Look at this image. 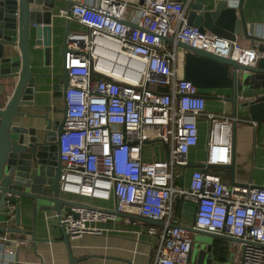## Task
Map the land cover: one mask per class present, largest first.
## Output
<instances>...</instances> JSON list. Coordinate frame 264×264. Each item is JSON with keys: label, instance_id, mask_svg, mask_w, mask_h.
I'll return each mask as SVG.
<instances>
[{"label": "built area", "instance_id": "1", "mask_svg": "<svg viewBox=\"0 0 264 264\" xmlns=\"http://www.w3.org/2000/svg\"><path fill=\"white\" fill-rule=\"evenodd\" d=\"M191 8L192 0H99L95 7L78 3L59 11L86 28L71 31L64 42L69 82L57 138L60 192L116 203L107 208L75 200L80 203L72 213L58 221L71 239L104 234L102 225L119 214L163 222L160 232L148 228L161 238L153 264H188L196 231L237 238L240 264H264V187L230 185L209 167L232 163L237 118L207 110L201 90L184 77L177 42L248 65L264 52L191 25ZM201 118L209 126L205 167L193 170L188 186L176 184L199 142ZM156 142L166 158L155 156ZM176 198L195 203L194 225L174 223ZM6 208L12 219L10 195ZM21 242L33 244L0 233V264L19 263Z\"/></svg>", "mask_w": 264, "mask_h": 264}, {"label": "crops", "instance_id": "2", "mask_svg": "<svg viewBox=\"0 0 264 264\" xmlns=\"http://www.w3.org/2000/svg\"><path fill=\"white\" fill-rule=\"evenodd\" d=\"M79 3L89 7H95L99 0H76ZM221 0H192L191 10L202 12L215 9L216 4ZM229 7L238 8L240 0H225ZM194 7V8H193ZM66 8L62 1H55V9L53 11V31L52 43L49 47L43 45H35L34 38L31 37V71L33 75H39L37 78V89L35 90L34 104L24 107V111L28 114L22 118V124L29 129L37 131V139L44 142L47 139L48 144L43 148V159L46 167L50 172H55L58 163V146L56 128L63 121L65 108L64 97L57 95L55 86L59 83L60 75L64 71V31L69 23L71 31H85L86 28L74 21H67L59 15V11ZM133 10L132 6L130 10ZM243 10L246 20L250 24L258 27L259 37L264 35V0H243ZM241 46L245 48L251 47V40L243 35L237 36ZM263 39V38H262ZM16 49V54L18 53ZM183 50L179 49L181 57ZM184 53V52H183ZM184 58V57H183ZM14 89V80L10 78H0V109L4 108ZM212 94L219 96H230L231 90H216ZM264 94L263 90H250L239 94V105L253 100L257 96ZM207 110L233 116L234 105L231 101L206 99ZM51 124L48 130L50 135L46 136V128ZM236 140L235 149H231V156H235V173L234 180L238 185L251 184L257 187H264V123H258L255 127L252 120L248 116L245 107H239L237 123H236ZM209 141V126L205 118L199 120V142L193 147L189 154V165L184 170V176L181 177L176 184L188 186L193 170L203 169L204 167L193 166L204 164L207 157V148ZM160 148V146H158ZM161 153L157 156L159 159L166 158V150L160 148ZM145 151L149 154V148ZM150 159L151 156H145ZM221 174L222 179L232 185V173L228 167L216 168ZM69 200L85 201L94 205L113 208L116 200L105 202L85 197H77L64 194ZM20 201L21 206V228L25 233L9 232L12 236L23 239L32 240V246L24 243L16 245L17 259L19 264H70V257L67 246L64 241L62 227L59 224L58 216L55 212L49 210L44 212L38 210L36 214V225H34L33 207L36 202L26 198L13 196V202ZM66 208L63 207L62 215L66 214ZM7 208H2L0 212V226L6 228H17L15 220V209L13 218H9ZM196 205L192 201L176 198L174 200V223L185 226H192L195 223ZM126 220V216H120L116 222H108L103 224L108 231L102 235H84L78 239H69L71 251L74 258L81 259L76 264H153L155 255L160 246V233L150 234L148 228L155 225L159 232L162 224H151L145 220L138 218H130ZM10 220V221H9ZM35 230V234L28 231ZM4 233V232H0ZM202 234V232H195ZM227 239H213L210 244V251L206 256L204 263L219 260L222 262L230 261V252L234 248ZM238 256L232 258L234 262L231 264H240L241 246L238 242ZM201 245V244H200ZM199 247L193 246V256L190 264H199L197 258V250ZM208 257V258H207ZM209 263V264H210Z\"/></svg>", "mask_w": 264, "mask_h": 264}, {"label": "water", "instance_id": "3", "mask_svg": "<svg viewBox=\"0 0 264 264\" xmlns=\"http://www.w3.org/2000/svg\"><path fill=\"white\" fill-rule=\"evenodd\" d=\"M56 0H0V78L14 80V89L4 108L0 109V212L7 206L8 195L33 200L34 225H36L37 211L49 210L55 212L58 219L62 215L63 207L67 213H72L71 208L80 202L66 199L60 192V174L62 163L58 157L55 172H50L46 167L43 157V148L48 141L39 142L37 131L29 129L22 124V118L28 116L24 107L34 104L37 78L31 71V37L35 45L49 47L52 43L53 11ZM66 8L78 4L76 0H60ZM194 8V7H193ZM197 13L190 10L189 23L206 30L211 34L236 40L243 35L251 40V48L264 52V39L259 37L258 27L246 20L243 10V0H240L238 8L228 6L225 0L219 1L215 9ZM71 32L69 23L64 31V40ZM174 42L173 38L166 39ZM65 42V41H64ZM177 46L184 52L183 72L186 80L191 81L201 90L205 99L227 100L234 105L233 116L237 118L239 107H245L252 121L264 123V94L257 96L249 102L239 105V94L250 90L264 89V56L260 57L254 65L243 64L234 58L213 54L207 50L177 42ZM18 53L16 54V49ZM66 47L63 46V53ZM69 75L65 70L60 75L59 83L55 86L57 95L64 97L68 86ZM216 90H231L230 96L212 94ZM64 118L60 126L56 128L57 138L63 132L66 107L63 110ZM236 121L233 124V149L236 140ZM46 128V136L50 135ZM58 143V141H57ZM205 167V164L193 165ZM212 168L228 167L232 173V185H238L234 180L235 156L229 165H209ZM82 205V203L80 204ZM21 202L15 203V220L17 228L0 226V232L25 233L21 226ZM119 216H127L119 214ZM151 224H163L142 217ZM63 235L70 257V264H76L79 260L74 258L71 251L69 235ZM35 234V230L28 231ZM203 234L215 239H227L239 242L234 237L224 236L205 231ZM212 245V244H211ZM210 246L203 244L197 250L198 263L203 264ZM193 249L189 253L188 264L191 262ZM19 264V263H16Z\"/></svg>", "mask_w": 264, "mask_h": 264}, {"label": "rangeland", "instance_id": "4", "mask_svg": "<svg viewBox=\"0 0 264 264\" xmlns=\"http://www.w3.org/2000/svg\"><path fill=\"white\" fill-rule=\"evenodd\" d=\"M152 146V150L155 154V156H158L160 155L161 153V150L160 148L158 147L159 146V143L156 142L154 144L151 145ZM214 238H211L210 236H207L205 234H196V237H195V241H194V247H199L200 244L203 245V244H206V245H210L212 244V241H213ZM230 244H233L234 245V248L232 250H229L230 252V261L229 262H222V261H219V260H216L214 261L213 264H231L232 262H234V260L232 258H234L235 256H238L239 252H238V246H237V243L236 242H231ZM208 257H210L209 253H208ZM207 257V258H208ZM210 262H206V264H209ZM212 264V263H210Z\"/></svg>", "mask_w": 264, "mask_h": 264}, {"label": "trees", "instance_id": "5", "mask_svg": "<svg viewBox=\"0 0 264 264\" xmlns=\"http://www.w3.org/2000/svg\"><path fill=\"white\" fill-rule=\"evenodd\" d=\"M214 170H215V171H217V169H216V168H214ZM13 203L15 204V202H13Z\"/></svg>", "mask_w": 264, "mask_h": 264}]
</instances>
